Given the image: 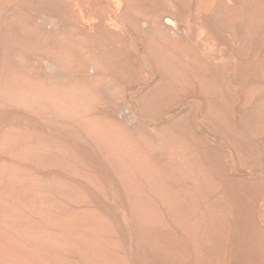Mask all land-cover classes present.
<instances>
[{
  "label": "rangeland",
  "instance_id": "obj_1",
  "mask_svg": "<svg viewBox=\"0 0 264 264\" xmlns=\"http://www.w3.org/2000/svg\"><path fill=\"white\" fill-rule=\"evenodd\" d=\"M263 58L264 0H0V261L264 264Z\"/></svg>",
  "mask_w": 264,
  "mask_h": 264
},
{
  "label": "bare ground",
  "instance_id": "obj_2",
  "mask_svg": "<svg viewBox=\"0 0 264 264\" xmlns=\"http://www.w3.org/2000/svg\"><path fill=\"white\" fill-rule=\"evenodd\" d=\"M81 1V0H80ZM74 2V1H73ZM77 2V1H76ZM118 2V1H117ZM120 4V3H119ZM118 4V5H119ZM242 4V3H241ZM102 5V4H101ZM243 5V4H242ZM241 5V6H242ZM122 6V5H121ZM120 6V7H121ZM17 7V6H16ZM79 7V6H78ZM80 8V7H79ZM133 9V8H132ZM228 9V8H227ZM140 10V9H139ZM116 11V10H115ZM123 11H125V10H123ZM138 12H140V11H138ZM219 12V11H218ZM234 12V11H233ZM121 13V12H120ZM226 13V12H225ZM229 13V12H228ZM143 14V13H142ZM224 14V13H223ZM135 15V14H134ZM227 15V14H226ZM204 16V15H203ZM222 16V15H221ZM118 17V16H117ZM243 17V16H242ZM149 18H151V17H149ZM239 19H240V17H239ZM262 19V18H261ZM11 20V19H10ZM149 21V20H148ZM207 21V20H206ZM225 21V20H224ZM223 21V22H224ZM124 22V21H123ZM109 23V22H108ZM111 23V22H110ZM229 23V22H228ZM103 24V23H102ZM224 24V23H223ZM5 25H6V23H5ZM8 25V24H7ZM10 25V24H9ZM12 25V24H11ZM227 25V24H226ZM239 25V24H238ZM21 26V25H20ZM15 27V26H14ZM18 27V26H17ZM16 27V28H17ZM226 27V26H225ZM224 27V28H225ZM112 29V28H111ZM210 29V28H209ZM234 29V28H233ZM236 29V28H235ZM19 31V30H18ZM166 31V30H165ZM227 31V30H226ZM2 32V31H1ZM5 32V31H4ZM148 32V31H147ZM219 32V31H218ZM8 33H10V32H8ZM162 33V32H161ZM252 33V32H251ZM255 33V32H254ZM150 34V33H149ZM157 34H159V33H157ZM156 34V35H157ZM162 34H164V33H162ZM212 35V34H211ZM234 35V34H233ZM6 36V35H5ZM151 36V35H150ZM31 38V37H30ZM149 38V37H148ZM166 38V37H165ZM249 40V39H248ZM5 41V40H4ZM15 41H17V40H15ZM169 41V40H168ZM249 43V42H248ZM15 44V43H14ZM16 44H18L17 42H16ZM55 44V43H54ZM174 44V43H173ZM228 44V43H227ZM171 45V44H170ZM13 46H15V45H13ZM12 46V47H13ZM247 46V45H246ZM147 47V46H146ZM145 47V48H146ZM53 48V47H52ZM186 48V47H185ZM243 48V47H242ZM242 50V49H241ZM147 52V51H146ZM231 52V51H230ZM153 53V52H152ZM188 53V52H187ZM233 53H234V51H233ZM142 54H143V52H142ZM145 54V53H144ZM147 54L149 55V54H151V53H148L147 52ZM235 54V53H234ZM239 54V53H238ZM184 55V54H183ZM149 57V56H148ZM154 57V56H153ZM245 57V56H244ZM149 58H151V57H149ZM186 58V57H185ZM233 58V57H232ZM248 58V57H247ZM153 59V58H152ZM154 61L156 62V64H157V61L156 60H158L156 57H154ZM264 59V58H263ZM153 61V62H154ZM189 61V60H188ZM188 61H187V64H188ZM253 61V60H252ZM154 62V63H155ZM185 62V61H184ZM197 62V61H196ZM254 62V61H253ZM162 63V62H161ZM190 63H191V61H190ZM194 64H195V62H194ZM197 64L199 65V63L197 62ZM196 65V64H195ZM160 66V65H159ZM219 67V66H218ZM168 68V67H167ZM228 68V67H227ZM188 69H189V66H188ZM192 71V70H191ZM223 73V72H222ZM192 74V73H191ZM186 76V75H185ZM185 76H184V78H185ZM170 77V76H169ZM190 77H191V75H190ZM190 77L189 76H186V79H185V81H186V83H187V85L189 84V86L190 85H192L194 88H195V85H194V82H193V78L191 77V79H190ZM242 79V78H241ZM180 82H183V81H180ZM196 82V81H195ZM219 82V81H218ZM183 84V83H182ZM184 85H185V83L183 84V85H181V87L183 86L184 87ZM222 85V84H221ZM157 86V85H156ZM155 86V87H156ZM188 86V87H189ZM201 87H202V85H200ZM199 86V87H200ZM159 87H162V85L161 86H159ZM192 87V88H193ZM200 87V88H201ZM204 88V87H203ZM155 89V88H154ZM158 89V88H157ZM205 89V88H204ZM160 90V89H159ZM184 89H182V91H183ZM190 90H192V89H190ZM180 91H181V89H180ZM198 91H200L199 90V88H198ZM204 91V90H203ZM202 91V92H203ZM186 92H188V89H187V91H186V86H185V93ZM164 93V92H163ZM184 93V92H183ZM180 94V93H179ZM200 94V93H199ZM186 95V94H185ZM184 95V96H185ZM202 96V95H201ZM209 96V95H208ZM180 98H183V95L182 96H179ZM204 98V97H203ZM158 102V101H157ZM206 103H207V101H206ZM160 104V103H159ZM162 104V103H161ZM221 107V106H220ZM254 110V109H253ZM165 111V110H164ZM225 121V120H224ZM223 121V122H224ZM259 121V120H258ZM206 122V121H205ZM233 122V121H232ZM182 129V128H181ZM221 129V128H220ZM194 130V129H193ZM161 131V130H160ZM194 133V132H193ZM220 133V132H219ZM183 134H184V132H183ZM201 137V136H200ZM264 137V136H263ZM202 138V137H201ZM226 138V137H225ZM263 139V138H262ZM198 140V139H197ZM263 141H264V139H263ZM199 155V154H198ZM262 212V211H261ZM0 246H2V250H4V251H2L4 254H9V253H12V254H18V255H21V256H23L25 259H29V260H31L30 259V257L28 256V255H26L25 253H23L17 246L15 247L14 245L13 246H10V247H7V246H4V244L0 241ZM47 255V254H46ZM1 256V255H0ZM8 259V258H7ZM5 260V259H4ZM13 260V259H12ZM19 259H17V261H18ZM25 262V261H24ZM0 264H7L6 262H4V261H0Z\"/></svg>",
  "mask_w": 264,
  "mask_h": 264
}]
</instances>
